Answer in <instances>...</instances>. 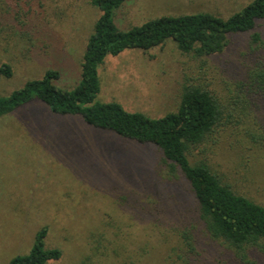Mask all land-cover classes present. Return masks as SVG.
Here are the masks:
<instances>
[{"label": "rangeland", "instance_id": "374dc122", "mask_svg": "<svg viewBox=\"0 0 264 264\" xmlns=\"http://www.w3.org/2000/svg\"><path fill=\"white\" fill-rule=\"evenodd\" d=\"M91 0H0V96H8L47 70L54 84H78L88 38L99 17ZM251 0H128L113 18L126 32L160 17L209 13L227 18ZM256 31L264 38V21ZM264 64V46L234 35L221 54L195 59L173 40L148 51L126 50L99 67V102L162 117L176 111L185 76L203 79L219 95L245 68ZM264 129V110L257 119ZM241 135H218L189 154L207 162L231 189L264 206V148ZM161 153L82 118L53 114L35 101L0 117V264L28 255L47 228L44 246L61 257L46 264H239L211 240L194 215L183 178L167 181ZM194 235L188 253L182 234ZM247 264H264L253 251Z\"/></svg>", "mask_w": 264, "mask_h": 264}, {"label": "trees", "instance_id": "16d2710c", "mask_svg": "<svg viewBox=\"0 0 264 264\" xmlns=\"http://www.w3.org/2000/svg\"><path fill=\"white\" fill-rule=\"evenodd\" d=\"M128 0H91L98 9L93 32L87 40L78 84L72 90L57 87L60 73L47 70L8 96H0V117L38 101L53 114L80 117L85 124L112 132L141 145H149L162 155L167 181L183 178L195 202L194 215L211 240L231 251L235 261L247 264L253 251H264V206L234 192L214 175L205 161L190 163L189 154L218 135H241L254 148H264V129L257 119L264 110V64L245 68L239 82L225 86L223 96L198 76H185L175 112L152 118L126 111L116 102H99V67L106 57L126 50L148 51L171 39L183 55L202 59L221 54L234 35L249 34L254 45L264 46L256 31L264 21V0H251L227 18L209 13L160 17L129 31L118 30L115 12ZM0 75L12 76L9 65L0 66ZM47 228L36 234L28 255L17 256L8 264H46L61 253L44 246ZM182 242L194 251V235L187 231ZM85 264V263H83Z\"/></svg>", "mask_w": 264, "mask_h": 264}]
</instances>
